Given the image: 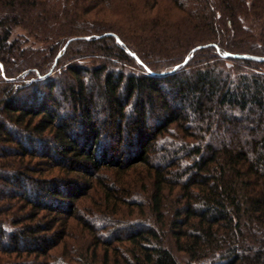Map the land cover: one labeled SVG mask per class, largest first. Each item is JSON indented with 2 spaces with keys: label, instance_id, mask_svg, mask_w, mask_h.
<instances>
[{
  "label": "trees",
  "instance_id": "trees-1",
  "mask_svg": "<svg viewBox=\"0 0 264 264\" xmlns=\"http://www.w3.org/2000/svg\"><path fill=\"white\" fill-rule=\"evenodd\" d=\"M171 1L185 25L155 34L157 52L164 36L177 47L192 31L204 37L157 69L119 34L90 27L92 10L112 0H0V255L47 256L64 231L49 237L60 218L42 223L40 212L73 217L86 179L143 164L153 172L155 222L111 230L101 264H264V62L232 57H264V0ZM52 37L64 42L49 71L36 67L37 80L15 85L6 66L17 62L25 77L30 39ZM74 40L143 72L72 65L61 80L41 81ZM95 248L82 264L98 263Z\"/></svg>",
  "mask_w": 264,
  "mask_h": 264
},
{
  "label": "rangeland",
  "instance_id": "rangeland-1",
  "mask_svg": "<svg viewBox=\"0 0 264 264\" xmlns=\"http://www.w3.org/2000/svg\"><path fill=\"white\" fill-rule=\"evenodd\" d=\"M87 18L91 20L90 27L98 23L100 26L106 27V32L119 34L129 47L137 51L148 64L152 67H157V69H167L169 66L179 63L190 47L199 44V40L204 37L202 35L204 32L192 31L189 38L177 47L173 44V40H168V37L164 36V44L167 46L166 51L157 52L161 45L154 44L155 34L174 32L177 25H185L184 13L176 8L171 0H112L109 6L102 5L98 6L97 9H93ZM24 33L25 31L22 28L16 29V34L23 35ZM58 39L52 37L48 41L38 42V39L31 38L30 44H28L31 49H28L27 52V57L32 58L30 60H34L32 68H30L31 71L25 77L23 76L24 78H18L22 71L18 63L12 62L8 64L6 66V70L10 74L8 76L11 78L16 77L12 82L20 86L26 84V82L37 80L36 73L34 74L32 69L39 68V66H41L40 69H43L41 70L42 74L48 72L53 58L64 42H60V39ZM141 47L145 51L141 52ZM64 52L65 54L60 59L59 64L41 81H48L49 79L61 80L64 77L63 74L67 73V68L72 65L86 66L88 68L106 65L111 70L122 69L129 74L143 72L135 64L126 65L108 59L100 51L89 47L81 40L72 41ZM36 56L39 61L35 60ZM34 65L38 66L33 67ZM178 141L180 140L178 139ZM153 148L151 157H153L154 161ZM28 159L26 163L32 167L42 168L41 171H45L44 174L47 176H63L60 169L52 170V167H49L46 161L41 158H30L31 161ZM150 169L146 165L137 164L128 171L104 170L97 174L98 179H94V181L86 179L90 183L89 189L85 197L77 202L76 213L73 217H57L51 215L49 211L40 212L38 219H42V223H48L55 218H60L55 225L54 231L47 232L49 237L54 238L56 231H64L61 234L63 236L62 239L55 237L56 246L49 251L47 256L18 257L16 255H0V264L23 263V258H27L29 260L27 262L31 264H37L38 262L56 264L61 258H64L68 264H82L80 258L83 257V254L88 253L87 250L90 251V249L95 248L96 244L100 245L95 248L98 250L97 264H101L104 250L107 247L103 243L104 241L113 240L110 235L111 230L129 224H154V214L150 208L154 183L152 179L153 172ZM106 186H114L112 187L113 191L110 198L107 197L108 190ZM177 192L178 190H175L172 195L168 194V205L176 203L175 194ZM27 222L26 224H31V221ZM161 236L164 240H168L169 234L166 229L163 232L161 231ZM113 244H115L113 248L121 246L120 251H124L122 245Z\"/></svg>",
  "mask_w": 264,
  "mask_h": 264
},
{
  "label": "water",
  "instance_id": "water-1",
  "mask_svg": "<svg viewBox=\"0 0 264 264\" xmlns=\"http://www.w3.org/2000/svg\"><path fill=\"white\" fill-rule=\"evenodd\" d=\"M111 34H106L105 36H110ZM231 57L230 54L224 55V58ZM237 59H247V60H253L256 62H264V57H258V56H248V55H234L232 56Z\"/></svg>",
  "mask_w": 264,
  "mask_h": 264
}]
</instances>
